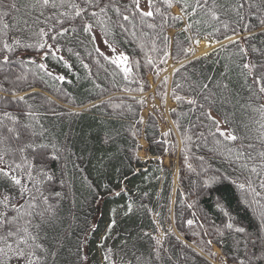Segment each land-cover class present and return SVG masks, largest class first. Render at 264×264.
Instances as JSON below:
<instances>
[{"label": "trees", "instance_id": "16d2710c", "mask_svg": "<svg viewBox=\"0 0 264 264\" xmlns=\"http://www.w3.org/2000/svg\"><path fill=\"white\" fill-rule=\"evenodd\" d=\"M121 2L129 3L130 0ZM173 5L182 15L180 5ZM159 6L166 12V23L162 24L158 15L148 18L147 23L157 25L154 29L148 28L147 23L140 25L137 20L134 29L126 24L128 31H123L116 26L117 17L112 13H109L112 23L107 35L98 25L93 29L104 41L107 39L117 51L129 57L131 71L127 78L122 68L105 59L108 55L88 34L79 30L78 21L74 22L77 31L59 40L61 51L56 57H44V50H28L27 55L34 58L35 64L25 69L28 80L22 83L19 94L40 93L33 95L29 102L35 106L53 142L58 141L68 149L61 159L49 165L57 178L66 181L63 186L59 183L53 186L54 191L62 193L58 203L59 220L49 232L50 239L58 234L61 241V246L53 249L58 253L54 264H81L76 255L78 247L79 255L87 257L83 264H100L99 257L104 256L106 249L112 250V259L118 258V264H212L211 260L216 257L211 255L214 253L212 245L219 247L228 263H236L234 258L243 255V247L237 249L234 239L255 235L260 227V206L254 203V193L247 188L240 189L238 184L251 176L252 187L260 193L255 197L260 205H264V189L259 187V177L242 170L235 160L240 142L223 141L219 135L215 138L209 135L211 123L202 115L206 109L193 108L173 97V89H176L177 95L197 97L203 104L198 86L207 82L217 100L211 112L213 117L222 120L223 113H235L232 127L241 124L257 127L255 121L259 120V115L250 108L240 107L248 102L249 93L237 67L241 63L238 48L229 45L218 32L213 39H219L220 43L226 41L221 44L227 47L221 48L220 44L207 51V55L195 57L194 51L183 52L192 41L186 38L193 36L196 29L181 31L188 19L173 20L177 14L172 12V7L167 8L162 3ZM194 19L202 23L196 26L200 34L193 39L205 37L212 32L213 26L219 27L210 21L203 23L207 20L203 14ZM169 29L175 30L172 38L167 34ZM252 31L256 35L251 42L264 47L260 29ZM227 34L232 35L231 32ZM240 35L247 37L248 33ZM165 36L170 54L164 59L170 57L174 66L170 79L161 76ZM241 43L247 46L245 40ZM69 48L72 51H68ZM59 56L64 59L59 60ZM149 57L153 60L151 65L147 63ZM251 58L255 59V55ZM40 63L47 64L48 70L57 75H64L65 81L45 76L36 67ZM157 69H160L159 76ZM148 75H152L156 85L154 92L146 97L151 89ZM165 77L166 86L161 83ZM217 82H227L229 89L217 88ZM176 85L181 87L176 88ZM226 96L228 103L224 102ZM167 97L175 102L169 116L178 138L173 130L167 132L168 135L160 132L156 104L152 103L153 112L145 119L141 116L148 98L157 99L163 107ZM259 102L264 103V99ZM255 103L253 101V106ZM226 127L222 123V129ZM240 132L242 134L243 130ZM141 137L146 141L144 151L153 159L143 160L137 155ZM216 139L222 142L218 145ZM250 142L245 140L244 144ZM176 156L175 186L173 159ZM163 157L169 158V165L163 163ZM50 202L56 203L55 199ZM171 209L172 219L169 218ZM188 220L194 223L189 225ZM229 222L233 223L232 230L226 227ZM158 226L164 233L161 245L153 238ZM236 227H244L246 233H235ZM208 240L212 241L210 246ZM157 248L160 249L158 257Z\"/></svg>", "mask_w": 264, "mask_h": 264}, {"label": "snow or ice", "instance_id": "6c2138e0", "mask_svg": "<svg viewBox=\"0 0 264 264\" xmlns=\"http://www.w3.org/2000/svg\"><path fill=\"white\" fill-rule=\"evenodd\" d=\"M161 3L167 8H171L173 3L180 5L182 15L172 19H188L189 22L181 31L191 32L195 28L193 36L198 37L200 33L196 26L202 21L194 18L203 14L207 17L203 23L210 21L219 25L213 26L212 32L205 35L209 47L212 43L220 44L219 39H213L215 33L219 32L229 45L238 48L241 63L237 67L249 93L248 102L240 107L250 108L259 115V120L255 121L257 127L253 129L249 124L232 127L235 113H223L222 120L213 117L211 112L217 100L207 82L198 86L203 104L197 97L177 95L176 89H173V97L177 102L187 103L193 108L206 109L202 115L211 123L209 135L214 138L219 135L223 141L240 142L239 148L235 150V160L239 162L242 170L256 174L259 177V187L264 189V175H261L264 173V103L259 102L264 99V47H257L251 42L256 35L252 29L258 27L260 35H264V0H145L143 6L141 0H130L129 3H123L121 0H0V264H50V260L54 264L58 253L53 249L61 246L59 235L50 239L49 232L59 220L58 203L62 197V193L54 191L53 186L56 183L63 186L66 181L57 178L49 165L52 161L61 159L68 149L58 141L53 142L49 130L41 123L35 106L29 102L33 95L40 93L19 94L22 83L28 80V72L25 69L35 64L34 58L27 55L28 50L40 49L44 50V57H56L61 51L59 40L77 31L74 26L77 21L79 30L95 41V26H100L101 31L105 35L108 34L109 24L112 23L109 13L117 17L116 26L123 31H128L126 24H130L134 29L137 20L140 25H144L148 18L157 15L162 24L166 23V12L159 6ZM147 27L154 29L157 25L147 23ZM228 32L232 35H228ZM241 32H247V37L241 36ZM193 36L186 39L199 44L200 40H193ZM241 40H245L247 46L242 44ZM167 41L168 37L165 36L162 63H167L164 58L170 54L167 51ZM104 43L116 53L112 43L107 39ZM220 46L225 48L228 45ZM68 51L72 49L69 48ZM96 51L99 53V48H96ZM182 51L188 53L194 49L189 47ZM252 55H255V59L251 58ZM104 58L121 67L125 78L128 77L131 68L128 66L129 57L125 53L119 52ZM58 59L64 58L59 56ZM147 63L153 64L151 57L147 59ZM65 64L71 67L67 62ZM83 66L88 67L87 64ZM36 67L54 80L64 82L66 79L64 75H57L48 70L45 63ZM17 69L20 71L17 72ZM159 72L160 69H157V76ZM40 79H43V76ZM161 83L166 86L167 77ZM180 87L181 85H176V88ZM216 87L227 91L229 84L217 82ZM253 101L256 102L255 106ZM224 102H229L227 96L224 97ZM113 107L119 108L120 105ZM222 123L228 127L222 129ZM203 135L201 133V137ZM245 140L252 142L245 145ZM215 142L219 145L222 141L216 139ZM189 168L191 169V165ZM252 183L249 176L244 182H240L238 187L247 188L254 193V203L261 208L260 227L255 235L247 234L243 239H234L237 249L243 247V255L234 258L236 264H264V205H260L259 200L255 199L260 193L255 191ZM46 192L48 194H45ZM53 199L55 204L50 202ZM131 210L129 205V212ZM114 223L113 220L112 224ZM187 223L192 225L194 221L188 220ZM111 227L112 225H109V229ZM226 227L232 230L234 226L229 222ZM234 231L237 234L246 233L244 227H236ZM153 238L157 245H161L160 239ZM207 244L210 246L212 241L208 240ZM79 251L78 247L77 259L83 264L87 257H81ZM155 254L157 257L160 255L159 248L155 249ZM211 255L215 256L216 253ZM103 259L106 264H115L111 249H106Z\"/></svg>", "mask_w": 264, "mask_h": 264}, {"label": "rangeland", "instance_id": "374dc122", "mask_svg": "<svg viewBox=\"0 0 264 264\" xmlns=\"http://www.w3.org/2000/svg\"><path fill=\"white\" fill-rule=\"evenodd\" d=\"M141 2H145V0H141ZM173 11L178 12V9L176 7H173ZM95 37L98 41V47L100 49H102V51H104L108 56L112 57L116 54L119 53V51H116V53H113L108 47L107 45L104 43V40L100 37V35L97 32H94ZM212 46V45H211ZM193 48L195 49V51L199 54L204 53L205 51H207L210 47L208 46L207 40L206 38H202V40H200L199 44H193ZM166 65V66H165ZM170 65H171V59H167V63L164 64V70H166V72L169 74L170 73ZM155 103L159 106L158 111H159V116L163 117V121H160V127L162 130H168V127L171 125V122L169 120V115H168V111L170 108H172L174 106V104L170 101L167 100L165 107L160 106L159 102L157 100H155ZM149 110V107H148ZM143 113H146V111H144ZM139 155L141 156V158H145L146 154L145 152L140 151ZM165 164H168V159L164 158L163 159ZM258 212L260 214L261 208H258ZM167 217V213L165 214V218ZM109 219V216H108ZM168 224V223H167ZM162 232L160 230H158V234H156V236H158V238L161 236ZM155 236V235H154ZM155 236V237H156ZM99 239H101V237H99ZM214 250H216V257L213 261V264H227L225 259H222L221 256L219 255V251L215 248ZM119 259L116 258L115 264H118ZM99 261L100 264H106V262L103 259V256L101 255L99 257Z\"/></svg>", "mask_w": 264, "mask_h": 264}]
</instances>
